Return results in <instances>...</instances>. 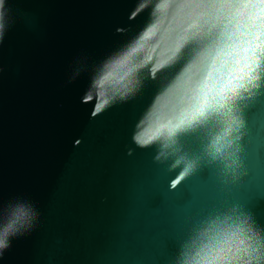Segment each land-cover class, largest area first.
Listing matches in <instances>:
<instances>
[{
    "label": "water",
    "instance_id": "water-1",
    "mask_svg": "<svg viewBox=\"0 0 264 264\" xmlns=\"http://www.w3.org/2000/svg\"><path fill=\"white\" fill-rule=\"evenodd\" d=\"M134 5L8 0L0 43V207L21 196L42 215L0 264H169L199 214L231 201L264 223V95L247 109L248 175L231 189L210 171L171 189L175 172L132 141L167 75L143 79L126 103L97 117L81 103L103 63L134 35Z\"/></svg>",
    "mask_w": 264,
    "mask_h": 264
},
{
    "label": "clouds",
    "instance_id": "clouds-1",
    "mask_svg": "<svg viewBox=\"0 0 264 264\" xmlns=\"http://www.w3.org/2000/svg\"><path fill=\"white\" fill-rule=\"evenodd\" d=\"M7 3L0 0V43ZM128 20L134 35L103 63L81 103L97 117L126 103L143 79L167 75L135 125L134 144L175 172L171 189L205 171L226 189L243 183L246 112L264 95V0H135ZM41 215L21 196L0 207V258L36 230ZM169 264H264V223L238 201L204 209Z\"/></svg>",
    "mask_w": 264,
    "mask_h": 264
}]
</instances>
